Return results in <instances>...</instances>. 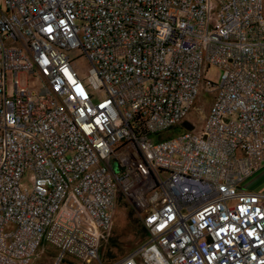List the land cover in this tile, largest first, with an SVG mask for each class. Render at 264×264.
Instances as JSON below:
<instances>
[{
  "label": "built area",
  "instance_id": "2783aa9c",
  "mask_svg": "<svg viewBox=\"0 0 264 264\" xmlns=\"http://www.w3.org/2000/svg\"><path fill=\"white\" fill-rule=\"evenodd\" d=\"M263 163L264 0H0V264H264ZM118 193L146 236L104 263Z\"/></svg>",
  "mask_w": 264,
  "mask_h": 264
},
{
  "label": "rangeland",
  "instance_id": "374dc122",
  "mask_svg": "<svg viewBox=\"0 0 264 264\" xmlns=\"http://www.w3.org/2000/svg\"><path fill=\"white\" fill-rule=\"evenodd\" d=\"M2 6L4 3L2 2ZM72 57H75L76 68L81 73H87L90 63L85 56H80L77 49L70 51ZM20 81L26 82V76L21 74L17 77ZM220 78V69L217 66L211 65L204 72L199 94L194 101V108L188 111L185 116V121L193 123L196 128L200 127L205 122L204 116L208 112L213 99V93L206 90L207 82L217 83ZM30 86L39 87V83H28ZM183 126H175L166 131L153 134L151 138L154 142L160 139L172 137L181 132ZM24 183H29L27 176L23 179ZM146 236V230L142 224V217L134 209L133 204L124 199L118 193L115 198V215L110 235L105 239L100 247V257L104 263L113 259L119 258L140 245ZM45 246L47 244L44 243ZM47 251L42 259L45 260L50 254ZM97 264V263H93Z\"/></svg>",
  "mask_w": 264,
  "mask_h": 264
},
{
  "label": "crops",
  "instance_id": "0c3cea01",
  "mask_svg": "<svg viewBox=\"0 0 264 264\" xmlns=\"http://www.w3.org/2000/svg\"><path fill=\"white\" fill-rule=\"evenodd\" d=\"M242 186L247 190L264 192V163L243 182Z\"/></svg>",
  "mask_w": 264,
  "mask_h": 264
}]
</instances>
